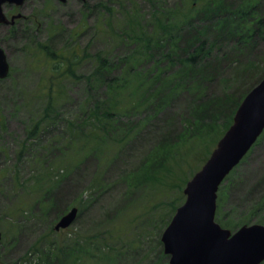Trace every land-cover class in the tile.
<instances>
[{
    "label": "rangeland",
    "instance_id": "374dc122",
    "mask_svg": "<svg viewBox=\"0 0 264 264\" xmlns=\"http://www.w3.org/2000/svg\"><path fill=\"white\" fill-rule=\"evenodd\" d=\"M27 4L38 26L28 23L21 32L0 29L10 66L0 79V262L46 264V254L58 264L56 259L67 257L72 248L78 264H107L109 247L114 264H168V258L161 259L160 236L184 201L186 181L217 140H175L189 123L187 91L149 115V121L144 107L134 109L137 75L153 74L156 65L166 75L178 68L163 58L165 45L146 60L136 36L159 35L153 8L175 9L169 17L178 21L193 0H106L89 11V18L85 11L50 0ZM38 43L62 54V62L50 63ZM251 47L257 70L246 74L243 66L225 68L224 63L223 72L200 83L203 99L239 94L252 82L249 77L264 66V37ZM98 55L109 63L116 94L104 84L87 83L99 66ZM211 56L208 62H216ZM96 103L114 113L106 135L87 117ZM162 152H169L165 170L157 169L156 180L151 179L149 170ZM217 198L216 216L226 228L233 230L254 212L248 224H264L258 222L264 217V132L220 185ZM72 207L78 210L75 221L55 231L60 216Z\"/></svg>",
    "mask_w": 264,
    "mask_h": 264
},
{
    "label": "trees",
    "instance_id": "16d2710c",
    "mask_svg": "<svg viewBox=\"0 0 264 264\" xmlns=\"http://www.w3.org/2000/svg\"><path fill=\"white\" fill-rule=\"evenodd\" d=\"M153 12L158 14L154 16V20L159 26V35L154 37L142 32L139 36H136L143 42L142 55L146 56V60L152 59L157 54L158 49L165 45L166 54H163V58L170 65L176 63L178 68L171 74L166 75L165 69L156 65L153 74L143 72V75H137L138 82L136 83H138L140 92L139 101L134 104V109L144 107V112H149L146 118L149 121V118H151L149 115L161 112L171 103L176 94L187 91L190 99L189 123L175 140H184L183 143L186 141L196 142L202 140L204 136H208V139L215 144L216 140L230 126L232 116L242 98L264 76V66H261V70L255 73L253 79L249 77L252 82L239 94L238 92L225 93L210 100L203 99L205 88L200 83H208L213 74L218 71L223 72L224 63H228L225 68L230 67L229 64L235 67L243 66L246 74L257 70V62L250 56L253 48L251 45L256 42L257 38L264 37V3L261 0H242L238 4L230 3L227 0H193V4L184 7V10L179 13L180 18L178 21L169 17L177 12L175 9L164 12L156 7L153 8ZM209 37L211 40L208 39ZM38 48L47 57L62 62V54L51 51L48 46L42 43L38 44ZM209 55L216 62H208ZM96 57L99 66L87 78L88 85L102 86L104 84L105 89L110 88L116 94L117 91L113 90V85L117 82L115 78L108 77L110 72L109 63L105 62L101 55ZM120 63L122 64L121 61ZM252 69L254 70L252 71ZM125 84L126 82L122 83V85ZM112 97H114L113 94ZM111 102L109 106L114 105ZM99 104L93 105L88 111L87 117L98 122L100 132L106 135L109 129L112 128L111 120L114 118V113L108 106L101 109ZM257 142L258 140L255 143ZM172 145H168V147H172ZM169 152H162L159 158L156 156L157 166H153V170H149L151 179L156 180L157 169L165 170V164L168 160L166 155ZM143 178H146V174L143 175ZM218 207L219 199L217 198ZM253 215H255V212L251 216ZM251 216L237 223L236 228L240 223L242 225L248 224ZM215 220L222 227L227 226L217 216H215ZM258 222L264 223V217H260ZM106 242L108 241L106 240ZM105 246H108V244L106 243ZM70 250L67 257L56 259L58 264H78L77 251L72 248ZM108 253L111 255L108 256L107 264H114L113 251L106 247V257ZM70 256L72 259H69ZM44 257L46 264L54 263L49 259V255L44 254ZM166 258L167 256L161 254V259L165 260ZM74 259L77 260L76 263ZM0 264L4 263L0 262Z\"/></svg>",
    "mask_w": 264,
    "mask_h": 264
},
{
    "label": "water",
    "instance_id": "95a60500",
    "mask_svg": "<svg viewBox=\"0 0 264 264\" xmlns=\"http://www.w3.org/2000/svg\"><path fill=\"white\" fill-rule=\"evenodd\" d=\"M23 1L0 0V22L5 23L3 3ZM8 70L6 55L0 47V78H5ZM263 129L264 77L245 95L232 124L201 168L186 182L185 199L160 237L163 253L169 256L168 264H260L264 260V225H243L232 233L214 221L219 185ZM76 213L77 209L71 208L57 221L54 230L70 226Z\"/></svg>",
    "mask_w": 264,
    "mask_h": 264
},
{
    "label": "flooded vegetation",
    "instance_id": "af4514ba",
    "mask_svg": "<svg viewBox=\"0 0 264 264\" xmlns=\"http://www.w3.org/2000/svg\"><path fill=\"white\" fill-rule=\"evenodd\" d=\"M36 2L40 1L42 2V5L47 0H25L21 4H16L14 2L10 4H4L2 5V12L6 18V20H9L8 23H0V29H3L7 32H21L23 27L28 23H34L35 26L39 25V20H37L36 16L31 13V9L28 8V2ZM52 2H55L56 4L60 5H68L73 6V8H77V11H85L87 12V17L89 18L90 14L89 11L93 10L97 7H103L106 5V0H64L63 2H60L59 0H50ZM108 1V0H107ZM18 16L17 18H14V16ZM38 16L41 17V15L38 14ZM37 16V17H38Z\"/></svg>",
    "mask_w": 264,
    "mask_h": 264
}]
</instances>
